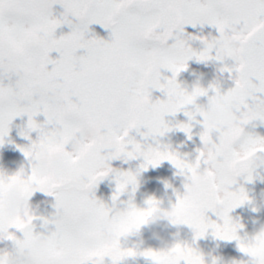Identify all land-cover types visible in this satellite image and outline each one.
<instances>
[{"label":"clouds","instance_id":"clouds-1","mask_svg":"<svg viewBox=\"0 0 264 264\" xmlns=\"http://www.w3.org/2000/svg\"><path fill=\"white\" fill-rule=\"evenodd\" d=\"M118 11V10H117ZM88 14L87 7L69 13L64 16V11L59 18H54L52 31L55 33L62 25L67 24L65 20L73 23L83 19ZM114 22V20H113ZM177 13L176 20L165 31L158 32L156 27L143 33L145 39H155L161 47L175 42L176 32L181 24ZM158 27V26H157ZM216 30V29H215ZM261 30L257 26L248 33L234 32L226 34L228 43L235 47L237 56H240L246 45ZM213 36H188L183 39V44L188 51L199 52L193 48L190 41L203 45L202 50L212 45L221 35ZM47 31L33 34L35 39H44ZM88 41H95L96 38H87ZM105 42L108 40L101 39ZM173 42V43H174ZM172 44V43H171ZM211 57L212 54L209 53ZM215 60L206 58V63ZM232 61V66L227 65L217 69L216 80L225 78L233 83L232 88L239 87L244 90L246 82L243 74L247 64L243 59L237 63L227 53L224 61ZM161 69L168 68L161 62L158 56L149 57L140 68L142 79L136 94L135 102L130 109L129 117L122 130L109 129L106 126L107 116L99 122H90L84 128L72 130L66 133L62 128V121H57V126L52 127L45 123L38 122L32 117V125L27 120L26 128L21 135L28 140L23 156L25 163L21 164L14 172L0 171V260L4 264L12 257L14 247L25 238L24 247L37 256L53 261H61L68 255V252L59 246L56 238V225L53 218L57 213V203L60 195L65 192H81L87 194L88 198L95 199L94 189L99 181L115 174L131 173L134 182L117 191L115 199L111 197V204L101 202L107 209L97 226L88 233V239L95 242L91 248L78 247L73 255L82 264H106V260L113 264H124L129 258L142 256L154 264L155 257L163 256L176 261L195 260L197 264H226L219 256L211 253L204 254L196 246L195 242L204 237L209 230L214 238L218 240H236L238 249L247 259L232 260L230 264H264V225H261L252 235L240 236L243 225L239 221H233L229 213L245 204L255 205L245 190L244 183L251 182L257 169L264 166V140L254 143L245 142V137L251 135L246 132L249 125H254L252 119V104L260 106L258 99L245 100L243 96H234L230 106L225 108L222 99H213L216 93L213 88H219L218 84H212L208 88L199 84L195 85L192 91L182 88L177 82L179 73L171 72L170 77L161 79ZM72 70H78V65H73ZM155 76H159L160 88H152L151 83ZM179 85L171 94L169 86ZM160 89H163L161 91ZM202 90L205 94L196 92ZM220 89V88H219ZM153 90H159L165 97L153 98ZM212 93L209 95V93ZM207 97L206 103H201L200 98ZM160 105H170L160 117L161 127L154 130L146 122V115ZM183 112L187 117L185 122L173 124L172 120L166 117H175L177 113ZM199 125V132L202 147L196 152L193 158L187 153H180L170 145L161 141L167 133L178 128L189 137H192L193 129ZM254 127V126H253ZM183 129V130H181ZM9 131L0 138V145L6 143ZM32 133L36 138L32 139ZM137 136L140 139H137ZM201 136L204 139L201 140ZM151 139V143H149ZM25 152L27 155H25ZM229 153L222 168H218V158L224 153ZM143 164L140 169L133 173L118 172L113 168L110 161L121 159L125 163L131 160L141 159ZM176 169V175L181 178L183 191L173 188L176 195V202L170 207L163 206V200L154 197L145 201V207H138L131 198L127 201L121 197L128 191L129 186L135 192L138 184L139 172L152 166V162L158 165L162 161H169ZM91 164V171L84 173L81 165ZM153 167V166H152ZM166 188H171L169 182L165 183ZM44 193L55 200V214L48 218L37 214L36 208L30 203L31 197L37 193ZM84 201L79 202L75 215H79ZM121 205H124L121 207ZM228 208L227 230L236 239H222L221 233L225 230L224 220L218 213ZM253 211L258 208L253 206ZM218 216L220 222L209 219L208 213ZM195 218L203 224H215L216 227H207L203 233L191 227L190 223ZM39 227L44 231H37ZM166 222L168 225L178 229L175 234L179 236V229L182 226L191 228L194 232L192 243L181 242L174 239V242H164L159 249L144 248L143 240L134 242L131 247L125 246L128 238L137 236L140 230L146 226L158 225Z\"/></svg>","mask_w":264,"mask_h":264},{"label":"snow or ice","instance_id":"snow-or-ice-1","mask_svg":"<svg viewBox=\"0 0 264 264\" xmlns=\"http://www.w3.org/2000/svg\"><path fill=\"white\" fill-rule=\"evenodd\" d=\"M57 3L64 8V16L84 7L88 9V14L75 24L65 20L72 31L58 38L52 31V8ZM177 13L182 22L174 43L161 47L155 39L143 37L153 27L158 32L165 31L175 22ZM91 24L110 30L109 40L88 41ZM188 24L193 27L208 24L221 35L203 51H188L182 39L184 25ZM257 26L261 30L237 56L225 35L246 34ZM45 30L44 39L33 38V34ZM81 50L83 54H79ZM54 52L58 53L55 59ZM225 53L237 63L241 58L246 62L243 74L246 85L243 91L231 87L223 93L213 88L216 93L213 99H222L225 108L234 96H243L250 103L258 99L260 106L252 104V119L264 123V0H0V138L9 131L14 118L25 114L29 126L33 116L43 115L45 123L52 127L57 126L58 120L62 121L66 133L84 128L90 122H99L105 116L107 128L122 130L142 79L140 68L149 57L158 56L168 70L179 73L193 58L198 62L206 58L223 62ZM73 65H78V70L73 71ZM151 87L160 88L159 76L153 78ZM178 88V84H170L169 93ZM196 92L205 94L200 89ZM168 107L171 106L160 105L147 113L146 122L151 128L161 127L160 117ZM260 140L264 137H245L249 143ZM20 150L24 152L23 148ZM228 156L225 152L218 158V168H222ZM169 162L175 163L170 158ZM150 163L158 166L156 162ZM80 167L88 173L92 166L86 163ZM133 182L131 173L121 174L116 180L117 191ZM81 201H84L83 207L75 215ZM56 207L58 211L53 218L56 238L68 255L61 261L39 257L24 247L26 234L14 247L8 264H82L73 252L78 247L94 246L88 233L107 209L100 201L76 191L62 193ZM228 210L226 207L218 213L225 223L221 238L236 239L227 230ZM190 226L201 233L207 227H216L195 218ZM153 255L154 264H197L195 260L176 261ZM0 264L4 261L0 260Z\"/></svg>","mask_w":264,"mask_h":264},{"label":"flooded vegetation","instance_id":"flooded-vegetation-1","mask_svg":"<svg viewBox=\"0 0 264 264\" xmlns=\"http://www.w3.org/2000/svg\"><path fill=\"white\" fill-rule=\"evenodd\" d=\"M58 7L61 13L64 11V8L61 4L58 3ZM57 4L53 5L52 12L55 14ZM55 18V17H54ZM76 23L75 21L73 22ZM67 24H64V26ZM95 25H89V31L87 33L86 38H99L104 40H109L110 38V30L105 29L103 27V32L96 34L95 33ZM67 29V28H66ZM72 31V29L69 27ZM96 30H98L96 28ZM211 33L213 36L218 35L216 30L208 24H197L195 27L192 25H184V32L182 34V38L187 39L188 36H207ZM66 35V34H65ZM174 41H170V44ZM192 46L197 51L202 50L203 45H200L198 42L190 41ZM83 52V50H81ZM52 58H57V53H52ZM221 67L227 65L229 67L232 66V61H223L221 62ZM214 62L209 61L206 63L198 62L195 58L189 60L187 62V69L183 71L177 78V82L181 85L182 88L186 89L187 91H192L193 87L199 82L208 83V85L218 84L221 92H227L231 87H233V83L225 82V81H217L216 80V73L217 69L213 66ZM51 67V66H50ZM164 73H161V79L163 82V77L171 76V72L163 69ZM225 78H227V73H225ZM202 87L204 85L199 84ZM206 88V87H205ZM153 98L159 97L164 99L162 93L159 90H153ZM212 93L210 92L209 95ZM199 102L206 103L207 97L200 98ZM43 116V115H42ZM166 120H172L173 124L179 122H185L187 117L184 115L183 112L177 113L176 116L173 117H166ZM36 120L40 122V115L36 117ZM18 121L17 117L13 119L15 123ZM252 125L246 129L248 134L253 136L264 137V123L260 121H254ZM13 129V128H12ZM201 127L197 125L193 129L191 139L188 138V135L184 132L180 131L178 128L173 127V130L167 133L163 138H161L162 143L170 145L173 149L179 151L180 153H187L189 154L190 158L195 157L196 152L199 148L202 147V143L200 141L199 132L201 131ZM36 135V134H35ZM25 141L28 143V140L22 136L21 141ZM151 143V139L148 141ZM143 164V160H131L129 161V168H134V170L138 171L140 166ZM116 168V165L113 167ZM142 173L151 172L152 174L156 173L160 178V182L162 186L160 187H153L151 185H146L145 190L147 196L144 197V207L145 201L148 198H156L163 200L164 207H170L171 204L176 202V195L173 192V188L183 191L181 178L176 175L177 169L169 162V161H162L160 165L152 167L149 166L145 170L140 171ZM171 183V188H166L165 183ZM244 187L246 192L248 193L249 197L255 202V205L252 204H245L240 206L236 209H233L229 215L233 221H239L244 227L243 230L240 232V236L243 237L246 234L252 235L256 230L259 229L261 225H264V166L257 169L256 174L251 182L244 183ZM138 206V204H137ZM253 206L258 208V211H253ZM209 219L211 221L219 223L220 220L218 216L214 213H208ZM178 229L176 227L168 225L166 222H161L158 225L146 226L140 230V233L135 236L134 242L139 240H143V247L144 248H152L154 250L159 249L163 246L164 242H174V239H178L181 242L192 243L194 239V232L191 228L187 226H182L179 229V236L176 237L175 234L177 233ZM195 246L202 251L204 254L211 253L212 255L219 256L226 262V264H230L232 260H240V259H247L243 256V254L238 249V241L236 240H218L214 238L211 234V230L204 236L196 240ZM124 264H151V261L147 258L142 256L136 257L134 259L129 258L124 262Z\"/></svg>","mask_w":264,"mask_h":264},{"label":"rangeland","instance_id":"rangeland-1","mask_svg":"<svg viewBox=\"0 0 264 264\" xmlns=\"http://www.w3.org/2000/svg\"><path fill=\"white\" fill-rule=\"evenodd\" d=\"M58 3L56 6V12L53 14V17L59 18L61 11L58 7ZM95 25V33L99 34L103 32V26L100 24H94ZM67 28V29H66ZM96 28L98 30H96ZM71 32L68 25H62L59 29H57L56 36L57 38L60 35H65ZM83 52L81 51V53ZM58 57V53H57ZM214 62L213 66L216 68L221 67L220 61L212 60ZM164 70L161 69V73ZM199 84L204 85L208 88V83L199 82ZM202 99V98H201ZM203 103V102H202ZM18 121L15 123L12 121L9 125V133L6 137V143L3 145H0V171H8V172H14L16 171L21 164L25 163V158L23 156V152L20 150L22 147L27 145V142L24 140L22 142L21 138V132L26 128L27 126V120L28 116L25 114L23 116L17 117ZM36 119V118H35ZM45 120V117L40 115V122L43 123ZM13 128V129H12ZM36 135L35 133H32V139H35ZM137 139H140L139 136H137ZM26 140V139H25ZM123 160L117 159L110 161V164L112 167L116 165V169L118 172H133L136 173L137 171L134 170V168H121L120 165H122ZM129 163V162H127ZM127 163H123L124 166H127ZM161 178L156 174H152L151 172L142 173L139 172L138 176V184L136 186L135 192L132 191V187L129 186L128 191L121 197V199L127 201L129 198H131L132 202L136 205L138 204V207H144V197L147 196L146 190L144 189L146 185H151L153 187H160L162 186V183L160 182ZM116 189V178L115 174L109 176L108 178H105L102 181H99L96 188L94 189L95 192V198L98 201L111 204V197L114 195ZM30 203L33 205L34 208L37 210V214L44 216V217H52L55 214L56 209L54 208L55 200L52 197H48L44 193L37 192L35 193L30 200ZM124 205H121L123 207ZM40 222L37 221V231H44V229L39 227ZM135 236L128 238L127 242L122 241V243H125V246L131 247L134 243ZM5 245L0 244V248H3ZM126 262V261H125ZM106 264H110V261L106 260Z\"/></svg>","mask_w":264,"mask_h":264}]
</instances>
